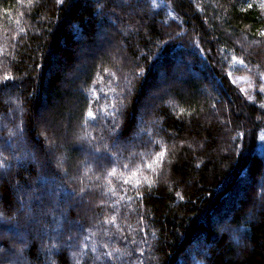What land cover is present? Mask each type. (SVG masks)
Returning <instances> with one entry per match:
<instances>
[{
	"label": "trees",
	"instance_id": "trees-1",
	"mask_svg": "<svg viewBox=\"0 0 264 264\" xmlns=\"http://www.w3.org/2000/svg\"><path fill=\"white\" fill-rule=\"evenodd\" d=\"M262 88L264 0H0V264H264Z\"/></svg>",
	"mask_w": 264,
	"mask_h": 264
},
{
	"label": "rangeland",
	"instance_id": "rangeland-1",
	"mask_svg": "<svg viewBox=\"0 0 264 264\" xmlns=\"http://www.w3.org/2000/svg\"><path fill=\"white\" fill-rule=\"evenodd\" d=\"M99 45H101V47L103 48L104 47V52L105 53H108L106 50L108 48H106L107 46L111 49V51H113L114 53L117 52L116 50V47L114 45V42L111 40V38H108V36L106 37H99ZM99 51V50H98ZM119 55V54H118ZM112 59V58H111ZM114 60V59H113ZM52 147V146H51ZM53 149V147H52ZM90 148H85V150H83V156H88V154L90 153ZM260 204H262V200L259 201Z\"/></svg>",
	"mask_w": 264,
	"mask_h": 264
},
{
	"label": "snow or ice",
	"instance_id": "snow-or-ice-1",
	"mask_svg": "<svg viewBox=\"0 0 264 264\" xmlns=\"http://www.w3.org/2000/svg\"><path fill=\"white\" fill-rule=\"evenodd\" d=\"M60 2L62 3L63 0H60ZM251 6H252V5L249 4V7H251ZM240 63H243V61L241 60ZM261 90L264 91V88H262ZM88 116L94 118V113L91 112V111H89V112H88ZM262 139H264V137H262ZM163 156H164V151H161V152L157 153V157H158L159 159H162ZM125 167H127V165H125ZM147 167L151 168L152 165H151V164H148ZM113 171H115V170H113Z\"/></svg>",
	"mask_w": 264,
	"mask_h": 264
}]
</instances>
